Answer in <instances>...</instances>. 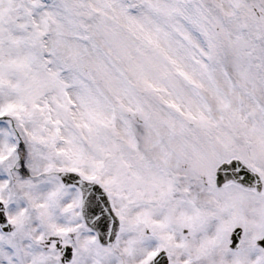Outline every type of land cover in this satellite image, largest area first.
Returning a JSON list of instances; mask_svg holds the SVG:
<instances>
[{"label":"snow or ice","instance_id":"snow-or-ice-1","mask_svg":"<svg viewBox=\"0 0 264 264\" xmlns=\"http://www.w3.org/2000/svg\"><path fill=\"white\" fill-rule=\"evenodd\" d=\"M0 264H264V0H0Z\"/></svg>","mask_w":264,"mask_h":264}]
</instances>
